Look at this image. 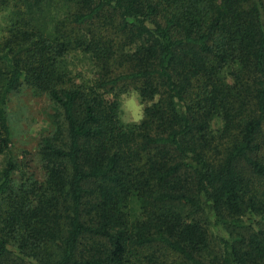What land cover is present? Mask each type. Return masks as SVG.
Here are the masks:
<instances>
[{"label":"trees","instance_id":"obj_1","mask_svg":"<svg viewBox=\"0 0 264 264\" xmlns=\"http://www.w3.org/2000/svg\"><path fill=\"white\" fill-rule=\"evenodd\" d=\"M54 1L0 0V156L10 93L58 108L43 180L15 184L12 157L0 174V264H264V0H65L49 33ZM72 51L95 77L64 67ZM129 88L146 105L125 125Z\"/></svg>","mask_w":264,"mask_h":264},{"label":"rangeland","instance_id":"obj_2","mask_svg":"<svg viewBox=\"0 0 264 264\" xmlns=\"http://www.w3.org/2000/svg\"><path fill=\"white\" fill-rule=\"evenodd\" d=\"M74 8L71 3L65 0H56L46 4L41 12V22L49 33H53L55 24L66 18ZM14 10V7L9 6L0 11V40L6 34V28L10 24ZM64 67L79 81L95 77L97 72L91 58L81 51L69 53L65 58ZM119 101V116L125 125H132L142 120L146 103L142 102L136 89L129 88L127 92L119 97ZM57 109L55 102L47 94L39 93L27 85L10 93L7 100V110L13 144L10 152L0 156V174L7 160L12 157L18 163V170L15 172L14 177L15 184L18 185L28 179L43 180L44 170L39 154L40 142L42 137L49 135L54 130ZM137 117H139V120H137ZM222 125L223 122L220 117L217 116L213 119V129H220ZM127 210L132 219L139 216L141 206L137 197L131 198ZM209 217L213 220L212 215H209ZM256 219L259 220L260 217L257 216ZM210 231L212 234L210 252L215 255L219 250L217 236L219 231L216 226L212 225Z\"/></svg>","mask_w":264,"mask_h":264},{"label":"clouds","instance_id":"obj_3","mask_svg":"<svg viewBox=\"0 0 264 264\" xmlns=\"http://www.w3.org/2000/svg\"><path fill=\"white\" fill-rule=\"evenodd\" d=\"M137 120H139V117H137Z\"/></svg>","mask_w":264,"mask_h":264}]
</instances>
